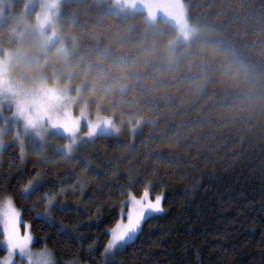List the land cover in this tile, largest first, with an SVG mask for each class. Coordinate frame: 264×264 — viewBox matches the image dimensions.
Segmentation results:
<instances>
[{
  "label": "trees",
  "instance_id": "1",
  "mask_svg": "<svg viewBox=\"0 0 264 264\" xmlns=\"http://www.w3.org/2000/svg\"><path fill=\"white\" fill-rule=\"evenodd\" d=\"M12 1L0 52L34 32L33 0ZM183 1L190 45L173 47L178 31L160 18L150 26L144 14L120 17L84 0L62 6L58 38L37 55L48 85L120 127L67 158L62 137L31 140L23 156L14 131L4 137L0 198L13 199L33 248L57 264H104L108 230L129 193L146 187L163 195L164 212L115 264H264V0ZM37 179L40 191L22 199Z\"/></svg>",
  "mask_w": 264,
  "mask_h": 264
},
{
  "label": "rangeland",
  "instance_id": "2",
  "mask_svg": "<svg viewBox=\"0 0 264 264\" xmlns=\"http://www.w3.org/2000/svg\"><path fill=\"white\" fill-rule=\"evenodd\" d=\"M77 1L84 0H33L29 7L37 8L32 27L34 32L25 29L19 35L22 39L20 48L12 52H0V145L3 146L0 155L8 145L4 137L11 129L14 131L13 143L20 152L23 147V155L29 141L44 142L54 135L67 140L57 150L61 152L71 145L73 152L83 141H92L101 136L117 137L120 134V127L113 119L91 114L78 97L70 95L68 88L48 85L41 73L37 55L44 56L45 46L53 43V37L58 38L57 19L62 6ZM97 1L120 17L141 13L150 26L159 18L172 25L178 31V36L172 42L173 47L190 45L195 38V30L188 23L187 6L183 0ZM13 4L12 0H0V20L10 14ZM32 35L37 36L34 42L31 41L35 38ZM139 123L142 124L143 120H139ZM136 129H131L133 135L138 133H135ZM150 196L153 199L155 197L151 192ZM128 199L122 205L125 213ZM31 248L33 252L41 251L34 249L33 244ZM2 249L6 252L5 248ZM6 255L7 252L0 259ZM14 264H22L18 255L14 258Z\"/></svg>",
  "mask_w": 264,
  "mask_h": 264
},
{
  "label": "snow or ice",
  "instance_id": "3",
  "mask_svg": "<svg viewBox=\"0 0 264 264\" xmlns=\"http://www.w3.org/2000/svg\"><path fill=\"white\" fill-rule=\"evenodd\" d=\"M3 146L0 145V149ZM61 154L67 158L72 154V146H66ZM21 156L23 147L21 146ZM42 187L39 179L29 181L22 190V199L28 200L36 195ZM161 195H156L154 199L150 196V188L146 187L139 198L129 193L126 202L127 212L123 209L120 218L108 230L109 239L101 252V259L104 264H115L114 257L124 252L128 247L135 243L138 238L142 225L156 214L164 211L162 207ZM49 207L52 205V198H47ZM46 219V217H38ZM23 225V232H21ZM0 247L6 249V257L0 259V264H14V258L18 255L22 264H57L54 254L46 247L40 252L32 251L34 237L31 234V225L22 221V213L11 197L0 198ZM89 254L94 255V248L89 249ZM68 264H77L76 260H71Z\"/></svg>",
  "mask_w": 264,
  "mask_h": 264
}]
</instances>
